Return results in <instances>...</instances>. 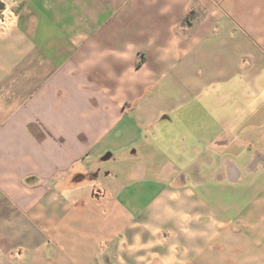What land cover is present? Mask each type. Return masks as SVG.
<instances>
[{
    "label": "crops",
    "instance_id": "0c3cea01",
    "mask_svg": "<svg viewBox=\"0 0 264 264\" xmlns=\"http://www.w3.org/2000/svg\"><path fill=\"white\" fill-rule=\"evenodd\" d=\"M0 1V264H264V152L157 155L186 111L264 123V0Z\"/></svg>",
    "mask_w": 264,
    "mask_h": 264
},
{
    "label": "rangeland",
    "instance_id": "374dc122",
    "mask_svg": "<svg viewBox=\"0 0 264 264\" xmlns=\"http://www.w3.org/2000/svg\"><path fill=\"white\" fill-rule=\"evenodd\" d=\"M227 108L228 106L226 105L225 109L227 110ZM220 112L223 113V117H218L216 111H186L187 116L185 119L176 121L172 125L169 139L164 138L160 142L157 155L166 154L169 156H160L161 162L173 161L176 171L180 173L185 166V163L180 161L188 160L184 154L190 150V147H186V142L188 144L200 137L201 125L205 126V130L209 133V140L212 143L209 146L220 148L219 160H215V164H212L213 166L208 171L215 172L220 166L224 165V162L229 161L233 162L238 168H241L243 167L242 160L248 161L258 151L264 152V147L257 137V135L264 134V123H260V125L258 118L249 116V113L253 114L256 111ZM207 151L211 150L208 149ZM203 154L206 155V153ZM260 155L262 154L260 153ZM134 163H136L135 160L133 161ZM115 166H119L118 168L123 166L124 168L125 165H115L111 161L106 162L104 165L107 169ZM187 167L190 170L192 165H188ZM193 167L191 170H194L195 173L202 170L201 165H193ZM259 171L264 172V168L261 167ZM215 179V177L210 178L208 184L216 186ZM0 245L2 246V250H8L9 245ZM26 254H28L27 250Z\"/></svg>",
    "mask_w": 264,
    "mask_h": 264
},
{
    "label": "water",
    "instance_id": "95a60500",
    "mask_svg": "<svg viewBox=\"0 0 264 264\" xmlns=\"http://www.w3.org/2000/svg\"><path fill=\"white\" fill-rule=\"evenodd\" d=\"M4 8V3L0 1V11L3 10Z\"/></svg>",
    "mask_w": 264,
    "mask_h": 264
}]
</instances>
